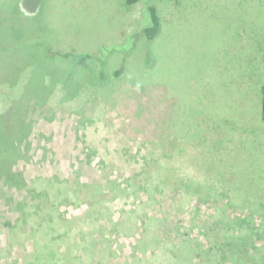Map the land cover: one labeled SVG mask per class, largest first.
I'll return each mask as SVG.
<instances>
[{
	"label": "rangeland",
	"instance_id": "1",
	"mask_svg": "<svg viewBox=\"0 0 264 264\" xmlns=\"http://www.w3.org/2000/svg\"><path fill=\"white\" fill-rule=\"evenodd\" d=\"M16 1L0 0L10 33L0 35V116L9 110L14 134L23 115L30 129L13 165L23 182L0 179V264H206L187 252L197 244L220 258L231 232L220 221L225 202L191 184L204 177L198 148L185 142V113L204 104L219 119L218 74L250 49L251 23L264 27V0H156L162 30L150 62L144 50L126 49L125 67L112 56L109 73L122 74L97 92L87 68L43 63L35 47L94 53L121 43L137 30L142 5L20 0L21 18ZM54 66L63 77L42 89L34 70ZM33 86L40 93L31 96ZM81 86L80 96L63 98ZM231 213L229 206L224 215ZM211 257L209 264H233Z\"/></svg>",
	"mask_w": 264,
	"mask_h": 264
},
{
	"label": "trees",
	"instance_id": "2",
	"mask_svg": "<svg viewBox=\"0 0 264 264\" xmlns=\"http://www.w3.org/2000/svg\"><path fill=\"white\" fill-rule=\"evenodd\" d=\"M19 1H16L18 6ZM155 1H123L125 9H132L137 4H141L142 8L137 30L127 35L125 41L121 43L105 44L94 53L61 52L53 51L51 48H45L42 52L38 45L35 47L36 57L41 58L43 63L47 60L58 64L62 61L75 62L78 65L74 67L75 69L87 68V74H90V78L93 79L92 87H98L96 92L99 89L103 90L107 84L112 85V76L119 77L122 74L118 70L114 74L109 73L108 66L112 56L120 55L125 67L128 63L125 65L124 62L132 58L129 53L126 54L127 52L136 50L137 55L141 56L144 50L146 51L144 55H148V60L146 59L144 63L150 62V46L152 43L157 44L162 30V19ZM17 14L18 17L24 18L20 6ZM2 21L4 20L0 19V35L4 37L9 31ZM14 24L11 25L12 36L16 37ZM251 24L253 30L248 35L251 40L250 49L237 54L239 56L237 61L228 59L224 63L222 67L224 71L229 69L232 72L218 74L221 85L219 91L224 94V99L221 100L224 103L219 107L222 111H218L219 119H212V108L204 104L191 105L185 113L189 116L187 118L189 131L187 130L186 136L182 137L185 136V142L198 148L194 155L199 161L200 172L204 177L203 183L191 184L199 191H207L216 201L224 200V205L218 207L221 211L220 221L231 231L226 233L223 246L227 249L222 252L220 258L217 253L211 254L201 244L188 246L187 252L194 253V258H200L206 264L213 262L211 256L219 261L230 260L233 264H264V27L254 22ZM138 48L141 51H138ZM14 50L18 49L14 48ZM85 60H89L90 64L85 65ZM93 63L100 67L93 66ZM40 70H34V72L37 75L42 74L40 75L43 78L42 89L50 87L52 83L55 87L60 77H63L56 76V66L49 67L45 71L41 68ZM71 71L75 70L71 69ZM46 81L49 85L45 84ZM43 82L44 86H42ZM64 82L65 80L60 81L63 86ZM33 87L35 91L31 93V96L40 93V88ZM11 88L15 91L19 90L15 84ZM83 91H85L83 86L77 90L74 88L68 93L65 91L63 98L75 99ZM190 111L195 114H190ZM8 112L9 110L0 116L2 125L0 179L4 178L8 184L20 185L23 182L22 174L15 173L13 165L15 160L22 156V142L28 136L30 128L29 122L23 115L22 118L16 119V123L19 121L21 124L14 134L5 119ZM192 115L194 120L191 119ZM205 115L210 119L202 121ZM217 132L224 136L219 138L214 136ZM189 146L192 147L190 144ZM229 206L232 207V213L226 217L227 215L224 214Z\"/></svg>",
	"mask_w": 264,
	"mask_h": 264
}]
</instances>
